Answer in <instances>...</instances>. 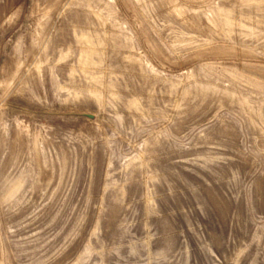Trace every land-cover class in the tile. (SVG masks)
<instances>
[{
    "label": "rangeland",
    "instance_id": "1",
    "mask_svg": "<svg viewBox=\"0 0 264 264\" xmlns=\"http://www.w3.org/2000/svg\"><path fill=\"white\" fill-rule=\"evenodd\" d=\"M0 264H264V0H0Z\"/></svg>",
    "mask_w": 264,
    "mask_h": 264
}]
</instances>
